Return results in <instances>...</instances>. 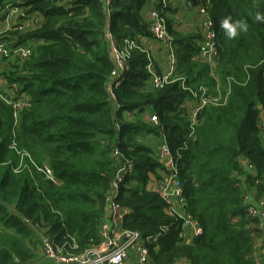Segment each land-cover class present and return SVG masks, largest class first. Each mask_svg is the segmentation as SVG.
Returning a JSON list of instances; mask_svg holds the SVG:
<instances>
[{"label":"trees","instance_id":"obj_1","mask_svg":"<svg viewBox=\"0 0 264 264\" xmlns=\"http://www.w3.org/2000/svg\"><path fill=\"white\" fill-rule=\"evenodd\" d=\"M149 1L0 0V23L10 8L23 9L26 19L41 18L36 28L21 31L17 23L0 38L8 50L33 47L27 60H1L4 79L30 96L33 107L14 128L13 110L0 98V264L42 261L43 236L75 254L100 244L113 174L126 162L133 170L116 201L131 210L124 228L152 238L151 264H263L264 236L244 201L251 191L257 200L264 197V142L257 124L258 106L264 108V21L257 13L264 15V0H212L215 76L201 60L200 35L176 30L178 10L169 4L175 75L184 83L163 88L152 85L140 43L153 37L143 17ZM224 20L242 22L247 31L238 28L229 39ZM108 32L118 45L135 39L142 46L133 49L113 85L115 103L109 99L115 62ZM217 86L220 105L206 106L192 133L191 91L206 87L218 95ZM149 108L158 124L139 118ZM149 135L166 137L178 159L187 210L204 232L190 245L181 221L148 190L151 175L163 169L157 152L142 141ZM44 166L55 182L38 171Z\"/></svg>","mask_w":264,"mask_h":264},{"label":"built area","instance_id":"obj_2","mask_svg":"<svg viewBox=\"0 0 264 264\" xmlns=\"http://www.w3.org/2000/svg\"><path fill=\"white\" fill-rule=\"evenodd\" d=\"M106 4L109 0H105ZM188 7H195L202 17V27L204 29V36L200 39L201 60L210 66V71L215 76V68L218 63L217 52V35L214 29V21L212 20L210 9L212 7V0H188ZM159 7L152 10L148 16L150 23V32L153 38L161 43H164L168 50L169 71L166 75L160 76L155 69L152 58L149 54L147 71L150 75V80L155 88H163L175 81H183L176 78V61L174 51V40L169 33L168 23L166 21V9L169 6V0H159ZM25 12L21 8H10L4 21L6 29L0 28V38L14 28L17 23L18 30L24 31L28 28H36L39 17H32L26 19ZM14 18V21H10ZM21 19V20H20ZM109 42L112 43V51L115 55V67L111 73L110 79V101L115 103V93L113 85L123 77L126 70L127 60L131 56L133 49L141 48V44L135 40H126L124 45H118L111 40V35H108ZM141 46V47H140ZM145 51V50H144ZM146 52V51H145ZM33 54L32 46H18L14 50H8L5 43H0V59H19L21 61L27 60ZM0 98L7 103L13 110L14 128L19 125L21 113L33 107L32 100L25 92L20 90L16 84H9L5 79L1 80ZM219 86H217L218 95H214L211 91L202 87L198 91H191L193 102L190 108L189 118L191 121L192 133L194 126L198 123V114L208 105H220L222 101ZM258 126L264 142V108L258 106ZM150 121L158 124L159 118L156 114L150 117ZM191 133V135H192ZM190 135V136H191ZM16 135L14 134V137ZM157 151L158 161L163 166L162 174L152 176L148 183V190L157 192L163 202L165 203L166 214L172 217L175 221H181L184 232V239L187 245L193 242L195 237L201 236L204 232L198 219L189 213L187 210L186 198L184 194L183 181L179 175L178 159L171 151L166 137ZM145 139L142 141L145 142ZM13 148H17L16 142ZM23 155L29 154L22 152ZM118 156V151L114 153ZM249 169L252 166H248ZM38 171H42L46 177L53 182V173L48 166L44 168L37 167ZM133 170L131 162L120 163L113 174L111 187L109 191V207L106 212L102 225L100 226L101 242L98 245L84 250L80 254H75L70 251H65L62 247L57 246L54 241L48 237H42L41 255L42 261L35 263H21L18 264H151L149 242L152 238H145L139 231H131L124 228L125 218L129 216L131 210L121 206L117 202L118 194L121 185L124 182L126 175ZM245 206L249 217L254 220L253 227L262 231L264 236V197L255 200L249 196L245 197ZM163 232L168 230V227L162 228ZM156 240V239H155ZM264 246V245H263ZM77 246L74 245V248ZM73 249V248H72ZM135 258V261L132 259Z\"/></svg>","mask_w":264,"mask_h":264},{"label":"crops","instance_id":"obj_3","mask_svg":"<svg viewBox=\"0 0 264 264\" xmlns=\"http://www.w3.org/2000/svg\"><path fill=\"white\" fill-rule=\"evenodd\" d=\"M188 0H169V4H172L178 12L175 16V29L181 32L189 33H197L200 37L204 36V29L202 27V17L198 13L195 7H188ZM159 1L150 0L148 6L145 7L143 11V17L149 16L150 12L155 8L159 7ZM3 23V22H2ZM1 23V24H2ZM1 28V27H0ZM140 43L144 46V50L147 54H149L152 58L153 64L155 66L156 72L160 76H164L169 71V61H168V50L164 43L156 41L153 37L142 38ZM3 77V76H2ZM4 78V77H3ZM2 82L0 81V86ZM192 105V103H191ZM190 105V106H191ZM148 116L150 120V116L147 111L144 112V117ZM128 119H132L133 116H126ZM145 142L149 144L154 152H157L160 148V141L158 138L152 137V135L144 137ZM148 138V139H147ZM242 164L245 166V171L251 173L253 169H249L247 167V160H241ZM162 174V171L158 172V175ZM247 196L250 198L256 199V192L251 191ZM135 259V258H133ZM177 264H189V262L182 260Z\"/></svg>","mask_w":264,"mask_h":264},{"label":"clouds","instance_id":"obj_4","mask_svg":"<svg viewBox=\"0 0 264 264\" xmlns=\"http://www.w3.org/2000/svg\"><path fill=\"white\" fill-rule=\"evenodd\" d=\"M257 20L264 21V15L257 13ZM222 27L225 29V34L229 39L237 36L238 28L242 31H247V25L242 22H236L235 24H233L230 23L229 20H224L222 22Z\"/></svg>","mask_w":264,"mask_h":264},{"label":"rangeland","instance_id":"obj_5","mask_svg":"<svg viewBox=\"0 0 264 264\" xmlns=\"http://www.w3.org/2000/svg\"><path fill=\"white\" fill-rule=\"evenodd\" d=\"M14 21V18H11L10 19V21ZM40 21H41V18H38V23H40ZM5 25L6 24H4V22L1 24L0 23V27H1V29H6V27H5ZM1 60L2 59H0V81L1 80H4V78L2 77L3 75V71H4V68H3V65L1 64ZM147 112H148V114H149V116L150 115H152L153 114V109L152 108H149V109H147L146 110ZM140 119H142V120H146V121H149V119H148V116H145L144 117V113L143 114H140V117H139ZM152 137H154V138H158L159 139V141H160V145H161V143H162V141H163V137L162 136H152ZM148 139V138H147ZM146 143V142H145ZM147 144V143H146ZM147 145H149V144H147ZM150 146V145H149ZM151 147V146H150ZM152 148V147H151ZM132 261H135V259H132Z\"/></svg>","mask_w":264,"mask_h":264},{"label":"water","instance_id":"obj_6","mask_svg":"<svg viewBox=\"0 0 264 264\" xmlns=\"http://www.w3.org/2000/svg\"><path fill=\"white\" fill-rule=\"evenodd\" d=\"M108 35H110V32H108ZM110 48H111V58H112V61L114 62L115 61V55L113 54V51H112V43H110ZM263 264H264V246H263Z\"/></svg>","mask_w":264,"mask_h":264}]
</instances>
